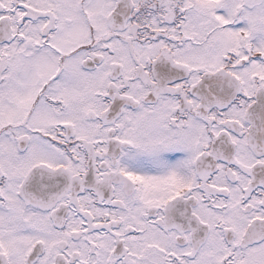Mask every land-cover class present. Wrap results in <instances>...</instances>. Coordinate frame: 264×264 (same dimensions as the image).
<instances>
[{
	"label": "snow or ice",
	"instance_id": "1",
	"mask_svg": "<svg viewBox=\"0 0 264 264\" xmlns=\"http://www.w3.org/2000/svg\"><path fill=\"white\" fill-rule=\"evenodd\" d=\"M0 264H264V0H0Z\"/></svg>",
	"mask_w": 264,
	"mask_h": 264
}]
</instances>
